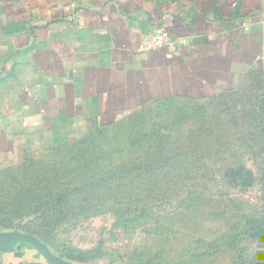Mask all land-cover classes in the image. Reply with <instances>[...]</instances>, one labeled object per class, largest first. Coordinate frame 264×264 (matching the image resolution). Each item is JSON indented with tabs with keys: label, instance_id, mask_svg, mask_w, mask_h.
<instances>
[{
	"label": "rangeland",
	"instance_id": "374dc122",
	"mask_svg": "<svg viewBox=\"0 0 264 264\" xmlns=\"http://www.w3.org/2000/svg\"><path fill=\"white\" fill-rule=\"evenodd\" d=\"M83 118L0 165V232L31 221L78 264H264V85Z\"/></svg>",
	"mask_w": 264,
	"mask_h": 264
},
{
	"label": "crops",
	"instance_id": "0c3cea01",
	"mask_svg": "<svg viewBox=\"0 0 264 264\" xmlns=\"http://www.w3.org/2000/svg\"><path fill=\"white\" fill-rule=\"evenodd\" d=\"M162 26L178 45L142 49ZM263 85L264 0H0V100L11 101L0 110V165L83 117ZM0 264L50 263L19 243L0 250Z\"/></svg>",
	"mask_w": 264,
	"mask_h": 264
},
{
	"label": "water",
	"instance_id": "95a60500",
	"mask_svg": "<svg viewBox=\"0 0 264 264\" xmlns=\"http://www.w3.org/2000/svg\"><path fill=\"white\" fill-rule=\"evenodd\" d=\"M19 243H28L35 247L50 264H78L57 256L41 239L31 233L22 232L18 229L0 232V250L12 249Z\"/></svg>",
	"mask_w": 264,
	"mask_h": 264
},
{
	"label": "trees",
	"instance_id": "16d2710c",
	"mask_svg": "<svg viewBox=\"0 0 264 264\" xmlns=\"http://www.w3.org/2000/svg\"><path fill=\"white\" fill-rule=\"evenodd\" d=\"M258 131H262L264 133V127L260 128ZM57 195H59L57 193ZM60 201V199H59ZM262 224V223H260ZM4 226V225H2ZM19 227H21L23 230H25L26 232L32 233L34 235H37L38 237H40L42 240H44L48 245H52L51 244V240L48 239L46 237V232L44 231L43 228H41V226L36 225L33 222H28V223H24L21 224ZM260 228V238L261 241L264 242V224L259 225ZM24 245H26V243H23ZM93 250H88V251H80L78 253H68V252H63V255L68 258V259H72L74 261H80V262H89L95 259V255H94Z\"/></svg>",
	"mask_w": 264,
	"mask_h": 264
},
{
	"label": "built area",
	"instance_id": "2783aa9c",
	"mask_svg": "<svg viewBox=\"0 0 264 264\" xmlns=\"http://www.w3.org/2000/svg\"><path fill=\"white\" fill-rule=\"evenodd\" d=\"M178 45V41L174 39L168 27L162 26L155 30L150 38L142 44V49H172ZM169 57L173 56V52L168 53Z\"/></svg>",
	"mask_w": 264,
	"mask_h": 264
}]
</instances>
